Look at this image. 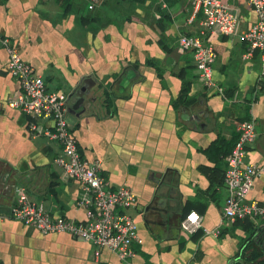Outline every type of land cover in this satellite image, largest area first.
Masks as SVG:
<instances>
[{
    "label": "crops",
    "instance_id": "crops-1",
    "mask_svg": "<svg viewBox=\"0 0 264 264\" xmlns=\"http://www.w3.org/2000/svg\"><path fill=\"white\" fill-rule=\"evenodd\" d=\"M164 1L102 0L90 9V0H0V39L10 38L48 90L69 94L70 101L85 86L107 90L100 111L67 118L82 156L101 162L109 186L136 193L129 211L143 238L131 260L109 248L96 256L92 244L70 233H44L12 217L18 187L52 218L82 222L86 208L80 182L56 162L62 145L34 136L36 119L9 105L21 85L0 43V264H264V254L251 257L264 218L224 216L225 154L248 118L256 120L258 136L245 160L264 167V95L251 101L260 54L247 55L238 35H209L217 50L214 79L227 97L208 89L193 51L178 41L181 34L200 35L204 14L193 0ZM226 1L241 30L255 23L246 0ZM40 123L54 127L50 119ZM164 176L169 183L161 185ZM248 198L264 203V170ZM149 206L158 219H150ZM191 211L219 234L186 232L181 223Z\"/></svg>",
    "mask_w": 264,
    "mask_h": 264
},
{
    "label": "built area",
    "instance_id": "built-area-1",
    "mask_svg": "<svg viewBox=\"0 0 264 264\" xmlns=\"http://www.w3.org/2000/svg\"><path fill=\"white\" fill-rule=\"evenodd\" d=\"M102 0H90L93 9ZM194 10L202 11L204 20L200 35L181 34L178 38L183 51H193L200 78L208 89H214L224 97L226 92L214 79L213 64L217 50L207 41L211 34L238 35L248 44L247 55L259 52L261 71L252 92V102L264 95V0H246L255 10L257 20L248 29L241 30L240 16L234 7L224 0H193ZM164 6L166 3L162 0ZM1 46L9 54L8 70L21 85V91L9 99V105L26 112L36 119L30 124L34 136H47L62 145L63 155L56 158L67 177L80 182L82 190L79 203L86 208V220L74 222L63 217L52 218L43 204L29 200L25 187H18V204L12 217L33 225L44 233L66 232L92 244L95 255L102 248H109L121 259L131 260L137 252L134 245L143 243L135 216L129 211L137 203L136 193L127 186L111 188L101 173L99 160L89 161L79 150L78 141L68 121L69 94L47 89L45 80L29 62L23 59L18 47L8 37L0 39ZM50 119L53 128L42 126L40 121ZM40 120V121H39ZM239 136L225 155L224 183L228 195L224 204L225 218L236 221L252 217L264 218V203L248 198L256 178L264 167L245 160L247 145L257 136L256 120L248 118L238 125ZM203 216L191 211L182 221L188 233L201 229L207 234H219L203 226Z\"/></svg>",
    "mask_w": 264,
    "mask_h": 264
},
{
    "label": "water",
    "instance_id": "water-1",
    "mask_svg": "<svg viewBox=\"0 0 264 264\" xmlns=\"http://www.w3.org/2000/svg\"><path fill=\"white\" fill-rule=\"evenodd\" d=\"M84 92H78L74 93L75 96L71 99V95L69 97L68 101V113H86L92 111H100L105 105H107V98L109 95L106 93V89L99 88V87H92V86H85ZM79 106L83 107V109L78 112ZM197 120L199 121L200 118L197 117ZM158 180V178H157ZM160 184L163 185L165 183H169V181H166L165 176L159 180ZM150 209V206L146 208V211ZM150 214L151 220L158 219L157 214L158 210L156 207H152V210L148 211ZM254 241L262 246L264 248V225L259 227V230L257 234L254 237Z\"/></svg>",
    "mask_w": 264,
    "mask_h": 264
},
{
    "label": "trees",
    "instance_id": "trees-1",
    "mask_svg": "<svg viewBox=\"0 0 264 264\" xmlns=\"http://www.w3.org/2000/svg\"><path fill=\"white\" fill-rule=\"evenodd\" d=\"M107 99H109V97ZM253 247L254 248H252V250H251L252 251L251 252L252 259L253 258H258L261 254H264V248L262 246H260L259 244H256V242L253 243Z\"/></svg>",
    "mask_w": 264,
    "mask_h": 264
},
{
    "label": "rangeland",
    "instance_id": "rangeland-1",
    "mask_svg": "<svg viewBox=\"0 0 264 264\" xmlns=\"http://www.w3.org/2000/svg\"><path fill=\"white\" fill-rule=\"evenodd\" d=\"M224 1H226V0H224ZM227 2V1H226Z\"/></svg>",
    "mask_w": 264,
    "mask_h": 264
}]
</instances>
